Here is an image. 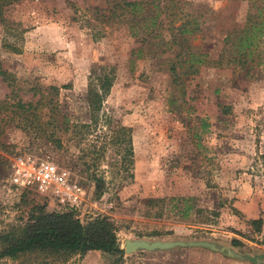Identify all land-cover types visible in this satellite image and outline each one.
<instances>
[{"label": "rangeland", "instance_id": "obj_1", "mask_svg": "<svg viewBox=\"0 0 264 264\" xmlns=\"http://www.w3.org/2000/svg\"><path fill=\"white\" fill-rule=\"evenodd\" d=\"M263 8L264 0H34L5 8L3 68L26 90L59 87L58 119L91 123L90 81L112 71L101 113L132 129L134 162L130 167L116 163L122 156L109 144L102 157L96 153L105 143V126L93 129L81 144L73 130L50 137L1 126L0 234L27 222L36 205L66 212L34 190L9 183L15 158L49 157L86 191L77 218L84 224L108 218L124 250L120 261L95 251L49 264H264V224L258 233L250 223L264 222V33L257 35V28L264 31ZM177 13L183 21H176ZM186 19L196 21L199 31L175 37ZM245 35L253 45L242 68L233 61L240 51L232 47ZM193 54L214 64L185 75L188 66H179L178 56L183 61ZM222 57L220 68L216 62ZM8 94L0 77V101ZM171 198H192L195 208L220 214L197 216L192 209L183 220L169 205L162 218L151 215L150 199ZM135 240L208 242L223 250L195 246L127 254L126 243ZM31 260L1 264H34Z\"/></svg>", "mask_w": 264, "mask_h": 264}, {"label": "trees", "instance_id": "obj_2", "mask_svg": "<svg viewBox=\"0 0 264 264\" xmlns=\"http://www.w3.org/2000/svg\"><path fill=\"white\" fill-rule=\"evenodd\" d=\"M22 1L34 0H0V16L3 18L5 8ZM124 5L137 7L140 4L127 2ZM262 10V13H264V8ZM251 17L253 16H249V18ZM183 20L182 13H177L176 21ZM199 29L200 25L196 21L191 22L186 19L174 36L184 37L186 33L198 32ZM257 29L259 31L257 35L264 33L263 30ZM150 36L152 38L157 37L155 34ZM239 42L240 44L232 47V49L236 47L240 51V54L235 56L236 58L233 61H238L239 65L244 68L249 62L247 58L250 54L247 53V50L253 44L250 36L247 35L242 36ZM5 47L17 51L9 44H5ZM190 49L192 50V48ZM178 57L180 58L179 66H188L185 75L197 74L199 68L206 63L214 64V62L205 61L202 55L193 54L190 58L186 56L183 61V55ZM216 65L220 68L224 67L223 57L216 62ZM171 71L176 73V65H172ZM0 77L10 89V94L0 101V118L2 117L0 129L1 126L13 124L16 128L24 131L37 130L38 133L47 134L50 137H54L62 131L69 132L73 130L78 133L75 138L79 137L78 142L81 144L87 140L93 129L98 126H105L107 127V132L104 133L105 143L99 147L96 153L100 152L102 157L109 144L114 147L116 156H122L120 161L116 160V163H123L128 167L133 165L132 129L123 126L112 116L101 113L112 88V71L95 76L96 78L90 81L88 102L91 123L72 125H70V120L66 116L63 117V120L58 119V106H61L59 87L50 86L45 89L26 90L19 83V79L15 74L3 68L1 60ZM29 91L36 92L30 99L26 100L24 97ZM44 110L47 111L44 112ZM57 142L60 145L63 143L61 138H58ZM101 179L96 180L99 191L103 184H101L103 180ZM192 201V198L150 199L147 205L152 211L151 215L155 218H162L165 209L169 205L179 209V217L183 220L189 218V212L192 209H195L197 216L206 214L209 217H217L220 214L217 211L195 208L194 205L190 204ZM233 211L238 213L236 209H233ZM250 223L256 232H261L264 224L262 219L252 220ZM10 228L9 231L0 234V264L5 259L18 260L25 257L33 258L34 260H31V262L34 264H49L55 261H66L76 256L82 257L95 251L104 252L111 256H119L118 261L124 256V250L118 241V230L115 224L106 217H98L84 224L73 212H48L45 206L36 205L30 211L27 222L12 224ZM152 235H160V233L157 232ZM233 244L234 246L242 245L238 240H233Z\"/></svg>", "mask_w": 264, "mask_h": 264}, {"label": "built area", "instance_id": "obj_3", "mask_svg": "<svg viewBox=\"0 0 264 264\" xmlns=\"http://www.w3.org/2000/svg\"><path fill=\"white\" fill-rule=\"evenodd\" d=\"M9 183L19 190H34L66 212L78 214L86 204L84 188L74 181L69 173L60 170L49 157L15 158Z\"/></svg>", "mask_w": 264, "mask_h": 264}, {"label": "water", "instance_id": "obj_4", "mask_svg": "<svg viewBox=\"0 0 264 264\" xmlns=\"http://www.w3.org/2000/svg\"><path fill=\"white\" fill-rule=\"evenodd\" d=\"M195 246H204L214 250H223L219 249L216 245L208 242H148L145 240H135L132 242H127L125 247V252L127 254H132L139 250L154 251V250H168L176 247H195Z\"/></svg>", "mask_w": 264, "mask_h": 264}]
</instances>
